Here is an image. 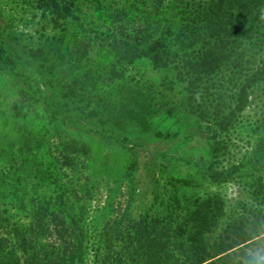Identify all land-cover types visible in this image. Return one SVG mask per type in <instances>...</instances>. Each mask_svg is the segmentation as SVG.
Wrapping results in <instances>:
<instances>
[{"label":"trees","instance_id":"1","mask_svg":"<svg viewBox=\"0 0 264 264\" xmlns=\"http://www.w3.org/2000/svg\"><path fill=\"white\" fill-rule=\"evenodd\" d=\"M17 2L34 10L37 26L9 32L23 55L57 74L62 66L61 72L67 70L66 43L78 41L81 60L74 67L79 70L92 67L89 57L98 52L103 81L140 85L133 95L144 100L149 90L144 85L177 89L174 101L148 98L134 109L130 100V107L121 106L123 113L144 128L163 108H182L200 121L210 140L206 170L211 180L226 182L241 165L215 166L238 143L234 134L240 128L256 133L264 126V105L256 120L244 116L257 92L264 94V0H113L109 6L105 0ZM6 49L0 46V53ZM107 52L111 60L105 62ZM16 53L10 47L6 56L0 54V67L18 68L22 75L27 64L19 68ZM143 63L158 77L138 78ZM176 182L190 184L187 177ZM50 183L51 193L35 197L26 221L0 210V264H264V251L259 256L247 251L264 231V211L244 207L243 213L228 216L219 193L194 200L176 196L164 214L134 215L125 209L98 223L83 200L90 194L83 183L71 186L57 174ZM13 196L19 205L14 206L25 209L26 195L17 190Z\"/></svg>","mask_w":264,"mask_h":264},{"label":"rangeland","instance_id":"2","mask_svg":"<svg viewBox=\"0 0 264 264\" xmlns=\"http://www.w3.org/2000/svg\"><path fill=\"white\" fill-rule=\"evenodd\" d=\"M112 1L104 3L109 6ZM31 13L34 10L17 0H0V46L7 47L0 54L6 56L10 47L17 49L18 67L27 64L22 75L18 68L12 72L6 66L0 67L3 215L26 221L35 197L46 198L51 193L50 182L56 174L71 186L84 184L90 194L83 200L98 223L125 209L134 215L147 211L164 214L175 205L176 196L194 200L213 193L221 194L226 201L228 216L243 213L244 207L264 211V126L256 133L247 127L234 134L238 143L215 166L222 169L237 162L241 165L228 181L215 182L206 170L211 162L210 140L201 133V123L194 115L170 105L140 128L123 113L121 106L130 107V100L134 109L148 98L159 104L169 97L174 101L177 89L144 85L149 88L144 100L133 95L140 85L103 81L98 52L89 57L92 67L79 70L74 67L81 60L78 41L65 45L69 50L64 58L67 70L61 72L62 66L60 73L49 72L40 61L23 55L22 47L8 36L14 28L35 29ZM34 40L38 41L37 36ZM105 57L108 62L111 53ZM139 68L142 73L138 78L143 74L148 79L158 77L147 63ZM257 94L244 112L252 120L261 117L259 108L264 105L259 97L264 94ZM182 177L190 180L188 186L176 182ZM17 190L26 195L25 209L13 204L18 205L13 196ZM247 251L256 256L264 251V231L252 239Z\"/></svg>","mask_w":264,"mask_h":264}]
</instances>
